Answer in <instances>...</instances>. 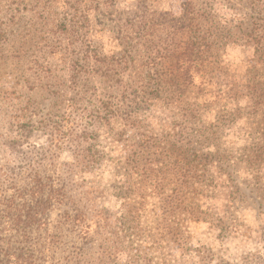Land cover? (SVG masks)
Segmentation results:
<instances>
[{
	"label": "rangeland",
	"instance_id": "374dc122",
	"mask_svg": "<svg viewBox=\"0 0 264 264\" xmlns=\"http://www.w3.org/2000/svg\"><path fill=\"white\" fill-rule=\"evenodd\" d=\"M260 153L264 0H0V185L105 219L83 246L57 203L41 264H264Z\"/></svg>",
	"mask_w": 264,
	"mask_h": 264
},
{
	"label": "trees",
	"instance_id": "16d2710c",
	"mask_svg": "<svg viewBox=\"0 0 264 264\" xmlns=\"http://www.w3.org/2000/svg\"><path fill=\"white\" fill-rule=\"evenodd\" d=\"M187 50L186 48L182 52L184 57L188 56ZM173 67L177 71L172 70V79L167 80V82L170 81L173 88L176 87L177 90H180L185 85L184 83H193L194 77L191 73L189 74L190 68L186 64ZM153 87H156V85H153ZM130 88L128 87V89ZM132 101L128 100V103L134 105ZM142 103L137 101L136 105L141 106ZM10 144L15 145L16 143L11 141ZM246 157L248 159L253 155L247 154ZM263 157L264 153H260L253 157V160L260 162ZM9 170L6 177L7 181H2L0 185V264H41L39 260L45 261L44 257L47 256H45L43 250L41 253L44 257H40L39 260H37L38 257L35 252L31 250L32 247L40 244L39 241H34L32 234L38 233L42 236V234H47L50 231L47 217L52 209L57 206V203L64 205L72 203L74 212L71 210L64 211L56 230L63 231L62 227L68 225L72 231L76 232L77 236L79 234V239L82 238L86 241H82V245L89 247L90 237L92 236H89L91 227L104 223L101 222V220H105L101 215H92L85 208H78L80 204H75V201L72 202L63 188H57L50 183H46L34 171L29 176L26 174V178L22 180L20 176L25 173L19 175L14 168H9ZM17 179L21 182H18ZM7 188L14 189V192L11 195H6L5 190ZM107 224L109 223L106 222ZM56 243L53 244L56 245ZM103 255L107 257L108 250H105Z\"/></svg>",
	"mask_w": 264,
	"mask_h": 264
}]
</instances>
